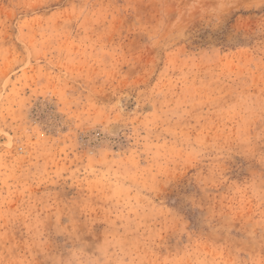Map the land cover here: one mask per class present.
<instances>
[{
	"label": "rangeland",
	"instance_id": "rangeland-1",
	"mask_svg": "<svg viewBox=\"0 0 264 264\" xmlns=\"http://www.w3.org/2000/svg\"><path fill=\"white\" fill-rule=\"evenodd\" d=\"M137 17L152 0H0V264L39 260V232L62 246L58 218L89 240L130 222L140 264L264 261L262 169L238 146L247 98L264 101L253 15L185 14L163 52Z\"/></svg>",
	"mask_w": 264,
	"mask_h": 264
},
{
	"label": "clouds",
	"instance_id": "clouds-1",
	"mask_svg": "<svg viewBox=\"0 0 264 264\" xmlns=\"http://www.w3.org/2000/svg\"><path fill=\"white\" fill-rule=\"evenodd\" d=\"M172 0H152L156 6L157 18L142 20L137 17L136 31L145 38V46L161 52L174 47L184 40L186 23L182 17H198L206 27L215 29L222 25L226 18L232 14L249 13L253 15L251 28L241 33V37L248 40L260 58H264V0H181L184 5L181 18L170 21L168 12ZM241 117V132L238 146L243 154L253 158L262 169L261 179L264 180V101L247 98ZM259 121V127H257ZM199 155V153H194ZM255 186V181L252 187ZM130 223V222H129ZM129 223L122 225L124 231L110 224L102 236L91 240L86 237L90 232L78 230L69 221V225L61 226L59 218L55 234L63 236L65 242L62 246H53L42 232L33 236L31 248L35 249L34 264H140L135 252L139 241L130 239L136 229L129 227ZM249 243L264 248V223L260 225L259 234L255 228L248 232ZM240 251H243L241 249ZM235 264H264L251 253L246 259L238 258Z\"/></svg>",
	"mask_w": 264,
	"mask_h": 264
}]
</instances>
